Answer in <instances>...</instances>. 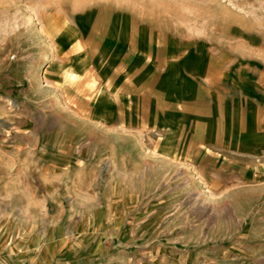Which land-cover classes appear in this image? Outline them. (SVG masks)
Listing matches in <instances>:
<instances>
[{
    "label": "rangeland",
    "instance_id": "1",
    "mask_svg": "<svg viewBox=\"0 0 264 264\" xmlns=\"http://www.w3.org/2000/svg\"><path fill=\"white\" fill-rule=\"evenodd\" d=\"M93 12L97 27L101 18L121 13L187 41L201 39L217 58L264 60V0H0V227L9 222L3 239L21 249L37 237L40 248L52 250L53 239L73 241L96 224L107 241L113 239L108 250L119 253V264H170L183 245L180 234L195 228L198 215L219 220L217 230L238 236L232 246H244L245 224L257 214L246 195L244 216L234 220L237 202L223 205L210 190L215 180L185 178L192 164L172 163L166 177L150 176L151 156L141 144L146 131L134 130L142 139L134 147L127 140L132 131L91 120L96 83L90 74L60 71L63 57L54 56L68 45L59 40L67 32L87 33ZM214 158L204 154L193 165L202 173L215 170ZM259 169L264 173L262 164ZM217 204L220 209L212 210ZM217 245L223 243L198 244L208 252ZM232 254L225 262L210 261L233 264ZM249 258L245 264H264V253Z\"/></svg>",
    "mask_w": 264,
    "mask_h": 264
},
{
    "label": "crops",
    "instance_id": "2",
    "mask_svg": "<svg viewBox=\"0 0 264 264\" xmlns=\"http://www.w3.org/2000/svg\"><path fill=\"white\" fill-rule=\"evenodd\" d=\"M96 18L93 12L84 36L74 30V36L67 32L59 38L60 43L70 41L54 56L63 57L60 71L66 68L73 74H90L96 83L90 102L93 123L132 131L127 140L134 147L142 140L134 130L146 131L147 141L141 144L151 156L147 159L149 171L154 172L151 177H166L172 163L192 164L193 170L182 172L185 178L215 180V191L210 189L214 196H219L223 205L237 202L234 220L236 215L244 216V195L257 212L255 219L245 224L247 243L238 247L232 246L237 235L215 228L222 227L216 218L201 220L197 215L194 226L186 218V226L195 228L180 234L183 245L174 252L173 264L225 262L232 253L237 254L233 264H245L249 257L264 253V248L249 249L253 242L264 243V173L259 169L261 164L264 169V60L217 58L215 48L201 39L187 41L149 24H135L130 20L137 18L126 14L101 18L99 27ZM204 154L215 157L217 169L203 173L195 169L193 164H199ZM237 163L242 165L235 171ZM257 180L259 185H246ZM242 183L246 186L230 189V185ZM256 200L258 208L254 210ZM219 205L211 209L219 210ZM8 225L7 221L0 227V264H119V253L108 250L113 239L107 241L96 224L75 235L73 241L55 243L53 239L52 250L40 248L37 237L19 245L21 249L11 247L3 239ZM205 226L210 229L200 238L203 235L198 233ZM205 242L223 246L203 251L198 244Z\"/></svg>",
    "mask_w": 264,
    "mask_h": 264
},
{
    "label": "bare ground",
    "instance_id": "3",
    "mask_svg": "<svg viewBox=\"0 0 264 264\" xmlns=\"http://www.w3.org/2000/svg\"><path fill=\"white\" fill-rule=\"evenodd\" d=\"M35 83V82H34ZM35 85H36V83H35Z\"/></svg>",
    "mask_w": 264,
    "mask_h": 264
}]
</instances>
